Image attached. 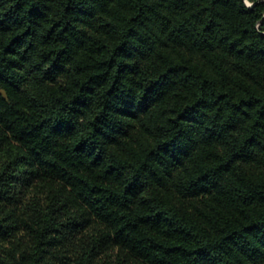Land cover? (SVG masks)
Instances as JSON below:
<instances>
[{"label": "trees", "instance_id": "obj_1", "mask_svg": "<svg viewBox=\"0 0 264 264\" xmlns=\"http://www.w3.org/2000/svg\"><path fill=\"white\" fill-rule=\"evenodd\" d=\"M0 264H264V0H0Z\"/></svg>", "mask_w": 264, "mask_h": 264}, {"label": "water", "instance_id": "obj_2", "mask_svg": "<svg viewBox=\"0 0 264 264\" xmlns=\"http://www.w3.org/2000/svg\"><path fill=\"white\" fill-rule=\"evenodd\" d=\"M250 5H252V4H250Z\"/></svg>", "mask_w": 264, "mask_h": 264}]
</instances>
